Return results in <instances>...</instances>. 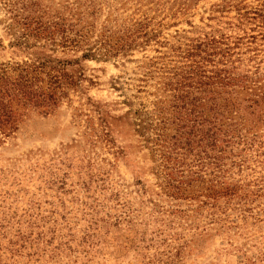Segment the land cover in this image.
I'll use <instances>...</instances> for the list:
<instances>
[{
	"label": "rangeland",
	"instance_id": "1",
	"mask_svg": "<svg viewBox=\"0 0 264 264\" xmlns=\"http://www.w3.org/2000/svg\"><path fill=\"white\" fill-rule=\"evenodd\" d=\"M0 264H264V0H0Z\"/></svg>",
	"mask_w": 264,
	"mask_h": 264
},
{
	"label": "trees",
	"instance_id": "2",
	"mask_svg": "<svg viewBox=\"0 0 264 264\" xmlns=\"http://www.w3.org/2000/svg\"><path fill=\"white\" fill-rule=\"evenodd\" d=\"M227 72V71H226ZM222 77L221 74H217L215 78ZM241 78V76L237 77L235 75L228 74L226 76H223L221 80L225 81V84H232L233 80L238 81Z\"/></svg>",
	"mask_w": 264,
	"mask_h": 264
}]
</instances>
